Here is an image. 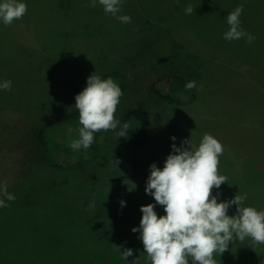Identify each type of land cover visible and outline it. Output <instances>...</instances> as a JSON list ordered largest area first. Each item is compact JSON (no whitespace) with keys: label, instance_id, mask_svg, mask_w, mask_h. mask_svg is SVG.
Here are the masks:
<instances>
[{"label":"rangeland","instance_id":"rangeland-1","mask_svg":"<svg viewBox=\"0 0 264 264\" xmlns=\"http://www.w3.org/2000/svg\"><path fill=\"white\" fill-rule=\"evenodd\" d=\"M32 1L35 14H25L8 25L19 44L35 51L38 61L46 59L23 69L14 93L7 96L2 91L0 97V184L6 183L8 192L15 195L14 201H6L8 207L0 208V264H90L94 249L108 237L118 238L114 249L109 247L115 254L133 250L129 260L113 253L110 264H150L140 233L132 231L140 225L142 206L154 204L158 216L166 215L146 193L150 167L155 163L162 169L168 155L173 154V143L179 147L190 140L183 124L167 122L174 103L158 101L151 95L150 85L162 74L197 79L206 72L211 58L183 47L175 37L180 30L181 34L185 32L179 29L182 27L191 29L197 38L219 41L226 46L224 52L243 61L264 84V70L259 71L264 62V0H122L116 16L105 14L100 4L99 9L91 8L90 0H82L83 16L78 9L62 12L57 0ZM241 5L240 27L255 37L251 43L247 37L231 42L223 38L230 28L227 15ZM188 6L195 10L190 15L185 12ZM122 15L130 16L131 23L120 22L117 17ZM184 37L190 46L196 43L192 36ZM54 44L58 47L50 48ZM55 61L61 71L54 69ZM113 72L119 74L112 79L123 91L115 114L121 126L123 112L140 104L148 108L157 124L147 145L134 149L128 136L116 135L118 126L115 131L100 132L104 137L112 136L116 148L110 149L105 143L90 162L80 167L57 169L37 159L42 154L37 142L39 130L62 114L77 110L75 97L87 86L90 75L95 73L104 79ZM70 75L79 77L76 87L71 85ZM213 80L224 83L223 72L212 73ZM67 98L74 99L73 103ZM73 127L79 130L81 125ZM64 129L67 127L59 126L60 132ZM225 132L215 138L224 139ZM60 137L57 135L58 141ZM225 156L224 149L219 157L220 175L224 169L229 171L231 160L243 171L245 158L225 162ZM115 160L120 161L117 166ZM248 176L242 173L238 183H225L228 191L214 188L212 195L219 203L248 193L247 200L253 205L246 207L264 210V179L261 182L256 175ZM219 193H224L221 200ZM120 201L126 202L123 207ZM93 203L95 207L90 208ZM236 214L237 206L232 205L228 215ZM260 246L249 238L234 239L223 255L214 258L216 264H264L256 251ZM107 250L106 246L103 253Z\"/></svg>","mask_w":264,"mask_h":264},{"label":"clouds","instance_id":"clouds-1","mask_svg":"<svg viewBox=\"0 0 264 264\" xmlns=\"http://www.w3.org/2000/svg\"><path fill=\"white\" fill-rule=\"evenodd\" d=\"M122 0H99L105 14L116 16ZM97 0H90L95 7ZM195 11L191 6L186 14ZM243 6H238L226 17L229 30L224 33L226 41L247 37L251 43L255 37L242 30L240 16ZM27 13V4L20 0L0 2V21L11 25ZM122 23H131V17H117ZM10 80L0 83V90L10 91ZM196 87L195 81H189L185 88ZM123 91L111 77L101 79L95 73L87 79V86L75 97V108L79 115V138L70 142L73 150L88 149L94 142V134L115 131L116 135L128 136V123L121 126L116 112ZM176 137H172L175 141ZM173 154L168 155L161 169L153 163L147 180L146 193L153 196L156 204L164 208L166 215L158 216L154 204L141 207L143 213L138 228L139 239L143 243L144 253L150 264H216L215 255L220 256L228 250L234 239H251L253 244H264V210L244 207L247 193L237 194L229 201L219 202L212 195L213 189H219L227 183V177L218 171L219 157L223 155L222 143L211 134L205 133L199 146L190 140H184L181 146L172 145ZM120 161L115 160L117 166ZM0 208L8 207L6 201H14L15 195L9 193L7 184H0ZM121 206L125 201H120ZM232 205L237 206V214L228 215ZM90 208L95 205L90 204ZM121 249V247H118ZM133 255L132 249L122 251L121 259L128 260Z\"/></svg>","mask_w":264,"mask_h":264},{"label":"trees","instance_id":"trees-1","mask_svg":"<svg viewBox=\"0 0 264 264\" xmlns=\"http://www.w3.org/2000/svg\"><path fill=\"white\" fill-rule=\"evenodd\" d=\"M3 2V0H0ZM27 4L26 14H35L36 5L32 0H20ZM85 3L82 0H57V7L62 12L68 14L71 9H78V14L83 16L81 7ZM99 0L96 6L98 8ZM38 7V6H37ZM27 16V15H24ZM264 23V20H261ZM185 32L180 35L177 33L176 39L192 52L194 49L203 56L209 57L210 63L206 72L199 78L194 79L189 75L180 74H162L153 79L150 85L151 95L157 100L168 101L174 103L175 107L171 111L168 123L183 124L186 127L189 139L194 145L199 146L205 133L216 137L221 131H225L224 139L221 137L219 141L226 150L225 162L228 159H242L244 169L235 168V162L229 161V171L223 170V175L227 176V183H238V176L245 174L256 175L258 180L263 182L264 179V84L260 82L257 73L246 68L243 61H238L231 54L224 52L226 46H222L219 41L214 42L209 37L197 38L192 35V30L189 28H179ZM192 36L196 43L191 46L184 36ZM192 39V38H191ZM194 42V40L192 39ZM49 46V44H48ZM57 45H50V48H57ZM35 51L21 45L16 41L15 35L10 29V26L3 24L0 21V83L6 80L12 82L11 90H0L5 95H12L15 91L16 83L22 81L23 69L27 68L34 62H43L38 57L36 58ZM40 57V56H39ZM53 61L52 58H47ZM262 64V65H261ZM259 71L264 70V62L261 63ZM54 69L61 71L57 61L53 63ZM221 70L223 72V82L210 81L212 73ZM71 85L76 87L80 79L76 75H70ZM119 77V74L113 72L108 73L104 79ZM63 80L64 83H67ZM189 81H195L196 87L188 90L185 84ZM218 83V85H217ZM69 103L73 100L67 98ZM248 102L247 105L245 104ZM256 103L254 107L252 104ZM224 117L223 121L221 118ZM244 118V119H243ZM165 119L164 121H166ZM128 123V140L134 149L143 148L147 145L156 123L151 118V113L144 104L134 106L125 110L122 114V125ZM79 123L78 110L62 114L60 118H56L44 125L38 133L37 142L41 148L42 154L38 157L49 162L57 169H67L80 167L83 164L90 162L96 154L103 148L104 144L110 149L117 146L116 140L112 136L104 137L100 133L94 134V142L88 149L73 150L69 147L72 140L79 138V130L73 127ZM247 123V124H244ZM161 125L162 123H158ZM64 125L67 129L59 131V126ZM226 129H223L225 128ZM222 129V130H221ZM61 133V137H60ZM244 134V135H242ZM57 135L61 141L57 140ZM242 135V136H240ZM228 152L230 155H228ZM228 173V174H227ZM251 178V176H248ZM232 184V183H231ZM221 191L226 188L225 183L221 185ZM224 191V190H223ZM224 193H219L218 197ZM248 197L250 195L247 193ZM229 196V195H228ZM29 197V196H28ZM247 200V199H246ZM24 202V207L26 203ZM251 203L244 201V206ZM260 204V203H259ZM253 205V204H251ZM27 206V205H26ZM65 233H68L67 231ZM118 238L108 237L107 241L100 246H97L94 251V257L90 264H107L109 257L113 256L114 245L117 244ZM257 247L256 251L264 260V245ZM108 247V250H104ZM115 254V253H114ZM115 256H119L118 253ZM106 257L108 259H106ZM106 259V260H105ZM129 260V258H128ZM106 261V262H104ZM112 263L109 259V264Z\"/></svg>","mask_w":264,"mask_h":264}]
</instances>
